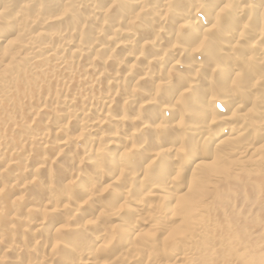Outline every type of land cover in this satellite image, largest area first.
I'll use <instances>...</instances> for the list:
<instances>
[{"label":"bare ground","instance_id":"1","mask_svg":"<svg viewBox=\"0 0 264 264\" xmlns=\"http://www.w3.org/2000/svg\"><path fill=\"white\" fill-rule=\"evenodd\" d=\"M255 204L264 0H0V264H264Z\"/></svg>","mask_w":264,"mask_h":264},{"label":"rangeland","instance_id":"2","mask_svg":"<svg viewBox=\"0 0 264 264\" xmlns=\"http://www.w3.org/2000/svg\"><path fill=\"white\" fill-rule=\"evenodd\" d=\"M236 209L238 210V211H242V212H244L245 211V213H246V211H247V215L245 216V218H249L248 219V221H249V225L251 226L252 224H255V226H256V228H254L255 229V231L253 230V228H252V233H253V231L255 232V233H253L252 235H254V234H256V236H258V235H260L259 233L261 232V234H262V228H264V211H263V208H261V206L260 205H257V204H255V206H254V208H252L253 209V211H252V209L251 208H248V209H245V210H243V209H241L240 207H236ZM251 209V210H250ZM254 210H255V213H254ZM250 213H252V215L250 214ZM251 216H250V215ZM241 215V214H240ZM248 215H249V217H248ZM254 218H253V217ZM258 219V220H256V219ZM251 219V220H250ZM255 220H256V222H257V224H256V222H255ZM262 225V226H261ZM255 226H251V227H255ZM258 226V227H257ZM257 230V231H256ZM259 232V233H258ZM264 232V231H263ZM251 235V234H250ZM252 235H251V237H252ZM244 237V236H243ZM255 237V236H254ZM255 238H257V237H255ZM263 237L262 236H259V239H262ZM255 240V239H254Z\"/></svg>","mask_w":264,"mask_h":264}]
</instances>
